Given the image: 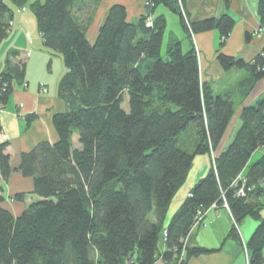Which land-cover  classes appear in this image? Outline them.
Wrapping results in <instances>:
<instances>
[{"label": "trees", "instance_id": "16d2710c", "mask_svg": "<svg viewBox=\"0 0 264 264\" xmlns=\"http://www.w3.org/2000/svg\"><path fill=\"white\" fill-rule=\"evenodd\" d=\"M147 1L135 19L122 4H112L90 42L86 31L99 0H0V43L10 30L13 6L28 5L43 46L58 52L65 66L57 87L65 110L52 116L57 140L39 141L18 166L33 178V188L15 198L37 199L13 216L2 206L0 187V264H153L158 257L185 264L213 251L183 245L211 205L228 212V236L246 249L247 264H264V153L249 162L264 146V94L241 110L232 139L164 226L194 157L218 149L236 109L231 95L215 94L201 81L192 35L218 31V63L247 72L239 82L243 97L264 78V46L251 60L225 54L221 48L235 24L230 14L191 21L184 0ZM230 2L223 0L224 7ZM158 6L179 17L191 39L187 51L171 35L161 52L166 18L155 13ZM84 10L85 19L78 16ZM257 14L262 28L264 0H258ZM250 37L247 32L245 40ZM18 54L9 50L0 71V109L14 85L26 84ZM34 119L28 114L25 126ZM7 146V140L0 143L3 180L11 171ZM245 217L258 224L242 245L236 230ZM164 230L165 249L159 252Z\"/></svg>", "mask_w": 264, "mask_h": 264}, {"label": "crops", "instance_id": "0c3cea01", "mask_svg": "<svg viewBox=\"0 0 264 264\" xmlns=\"http://www.w3.org/2000/svg\"><path fill=\"white\" fill-rule=\"evenodd\" d=\"M145 1L101 0L88 26L86 37L90 42H94L99 26L112 4H122L127 17L135 19L144 12ZM183 6L191 21L215 17L222 12H227L234 18V27L221 48L225 54L251 60L264 46V30L259 29L257 14L258 0H231L227 8L224 7L223 0H184ZM155 13L164 14L167 23V18H170L168 13L172 12L163 6H158ZM34 17L26 10L18 8L15 13L14 9L10 30L0 43V71L4 68L7 53L11 49L18 50L19 54L15 59H21L25 63L24 80L26 85H14L7 104L0 109L1 133L8 142L6 152L9 154L11 166L8 178L3 180L0 177L2 206L9 210L13 216L20 215L31 202L37 199L33 194L27 195L23 199L15 198L16 194L29 192L33 188V178L23 175L18 169L21 156L39 141L54 142L57 140L52 116L56 112L65 110V103L57 91L59 79L65 72L61 55L43 46L39 32L38 36L36 34L31 37L24 35V32H27L28 29L31 30L33 23L36 22ZM177 18L176 33L169 31L168 40L171 35L175 36L181 42V49L187 51L191 47V39L182 29L178 16ZM247 32L251 33L248 41L245 40ZM192 42L197 50L201 81L210 84L215 94H229L235 101L236 109L230 121L235 125L233 130L235 133L239 126L238 117L241 110L245 106L253 104L264 94V78L257 81L248 95L243 97L240 95L239 82L247 76V72L236 67L225 70L218 63L216 59L219 43L218 31L212 29L196 33L192 37ZM17 109L23 113L35 115V119L25 126V122L16 117ZM228 127L219 149L226 146L233 137V135L228 137ZM218 152L219 150L216 151V153ZM210 166L208 154H199L194 157L184 183L171 199L165 215L164 226L169 223L173 214L188 196L192 186L206 174ZM262 200L264 197L261 198ZM257 224L258 221L252 217H245L238 228L241 239L247 241ZM231 225V218L225 209H209L202 224H196L190 229L183 240V245L186 247L199 246L213 251L192 256L185 264H246L241 246L236 239L228 236ZM164 249L165 239L161 232L158 250L162 252ZM153 264L168 263L158 257Z\"/></svg>", "mask_w": 264, "mask_h": 264}, {"label": "rangeland", "instance_id": "374dc122", "mask_svg": "<svg viewBox=\"0 0 264 264\" xmlns=\"http://www.w3.org/2000/svg\"><path fill=\"white\" fill-rule=\"evenodd\" d=\"M101 0H99V2H100ZM99 2H98V4H99ZM10 3V2H9ZM148 3V1L146 0L145 1V5ZM97 7V6H96ZM13 8L15 9V13L17 12V9H18V7H14L13 6ZM25 10H26V12L28 13V14H32V16H34L33 15V13H32V11L30 10V8H29V6L27 5V6H25ZM94 14V13H93ZM158 14V13H157ZM168 14H170V18H172V19H170V18H167V23H166V28H165V31H164V35H163V38H162V43H161V52L164 54V52H165V49H166V45H167V42H168V37H169V31H176L175 29H177V28H175V26H177V25H175V23L177 24V21H178V18H177V16L174 14V13H168ZM82 15V16H81ZM87 15H88V10L86 11V10H84L83 11V14H79L78 16L81 18H83V19H85L86 17H87ZM35 18V17H34ZM92 18H93V15H92ZM91 18V19H92ZM35 22V21H34ZM90 23H91V21H90ZM88 29V28H87ZM260 30H264V27H262V28H259ZM176 33V32H175ZM34 34H36L37 36L39 35L38 34V30H37V25H36V22L35 23H33V25H32V29L31 30H27V32H24V35H28L27 37H31V36H34ZM183 51H185V49H183ZM61 57V56H60ZM62 58V57H61ZM123 105H124V107H127V103H126V100L124 101V103H123ZM20 108V107H19ZM15 114H16V117L17 118H19L21 121H23L22 119H26V116L28 115V114H26V113H23V112H21L20 110H18L17 109V111L15 112ZM234 127H235V125H233V123L231 122L230 124H229V127H228V137L230 138L231 137V135H234ZM183 144H185L184 143V141H183ZM219 147H220V145H219ZM219 147H218V149L217 150H221V149H219ZM217 150H215V151H211L210 153H207L208 155H209V157H210V163L212 164L213 163V159H214V157H215V155H216V151ZM264 153V146H260L258 149H256L253 153H252V155H251V157H250V160H249V162H253V161H255L258 157H260L262 154ZM264 197V195L262 196V198ZM262 202H264V200H262ZM209 210V209H208ZM208 210H205L204 211V214H206V212L208 211ZM205 217V216H204ZM203 222V221H202ZM202 222H200L199 224H202ZM196 225V224H195ZM239 225L237 226V233H238V236H239V238H240V242H241V244L243 245L244 243H246V240H242L241 239V237H240V235H239ZM243 253H244V255H245V258L247 257V252H246V249H243ZM247 258H246V264H247Z\"/></svg>", "mask_w": 264, "mask_h": 264}, {"label": "built area", "instance_id": "2783aa9c", "mask_svg": "<svg viewBox=\"0 0 264 264\" xmlns=\"http://www.w3.org/2000/svg\"><path fill=\"white\" fill-rule=\"evenodd\" d=\"M151 23H152V19H151V16H149L147 19H146V24L147 25H151ZM194 35H192V37H193ZM24 86L26 85V84H23ZM19 107H21V104L19 105ZM23 120V119H22ZM4 140H6L5 139V137H4V135L1 133V131H0V143L2 142V141H4ZM238 193L239 194H242V188H240L239 190H238ZM213 206L214 205H211L208 209H211V208H213ZM208 209H206V210H208ZM201 218H202V215H200V216H198L197 217V221L195 222V224H198L200 221H201ZM165 232H166V230H164L163 231V233L165 234ZM247 258V257H246ZM248 260V259H247ZM247 263H248V261H247Z\"/></svg>", "mask_w": 264, "mask_h": 264}]
</instances>
